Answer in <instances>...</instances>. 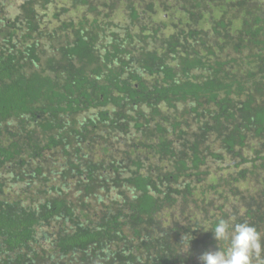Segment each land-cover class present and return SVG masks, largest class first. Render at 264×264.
<instances>
[{
  "label": "trees",
  "instance_id": "16d2710c",
  "mask_svg": "<svg viewBox=\"0 0 264 264\" xmlns=\"http://www.w3.org/2000/svg\"><path fill=\"white\" fill-rule=\"evenodd\" d=\"M220 219L264 238V0H0V264H201Z\"/></svg>",
  "mask_w": 264,
  "mask_h": 264
},
{
  "label": "clouds",
  "instance_id": "9594fccd",
  "mask_svg": "<svg viewBox=\"0 0 264 264\" xmlns=\"http://www.w3.org/2000/svg\"><path fill=\"white\" fill-rule=\"evenodd\" d=\"M211 230L219 249L202 253L201 264H264V238L254 226L247 222L231 225L220 219ZM191 240L190 236L187 251H190ZM223 242L228 244L226 249L222 247Z\"/></svg>",
  "mask_w": 264,
  "mask_h": 264
},
{
  "label": "bare ground",
  "instance_id": "6f19581e",
  "mask_svg": "<svg viewBox=\"0 0 264 264\" xmlns=\"http://www.w3.org/2000/svg\"><path fill=\"white\" fill-rule=\"evenodd\" d=\"M106 3V2H105ZM105 13V12H104ZM190 30V29H189ZM126 37V36H125ZM244 38V37H243ZM263 51V50H262ZM210 59V58H209ZM250 84V83H249ZM128 93V92H127ZM129 96V95H128ZM158 105V104H157ZM117 106V105H116ZM142 120V119H141ZM171 123V122H170ZM166 126V125H165ZM262 134V133H261ZM113 136V135H112ZM109 137V135H108ZM172 137V136H171ZM90 143V142H89ZM202 145V144H201ZM101 147V146H100ZM118 154V153H117ZM240 184V183H239ZM243 185V184H242ZM201 186V185H200ZM209 188V187H208ZM196 191V190H195ZM214 192V191H213ZM224 199V198H223ZM19 201V200H18ZM248 208V207H246ZM196 211V210H195ZM229 211V210H228ZM257 212V211H256ZM45 213V212H44ZM218 213V212H217ZM212 214V213H211ZM232 214V213H231ZM49 217V216H48ZM209 218V217H208ZM220 218V217H219ZM172 220V219H171ZM214 221V220H213ZM102 225V224H101ZM173 225V224H172ZM190 230V229H189ZM263 232V231H262ZM207 233V232H206ZM29 235V234H28ZM100 236V235H99ZM179 236V235H178ZM213 237V236H212ZM189 238V237H188ZM214 238V237H213ZM199 244V243H198ZM185 245V244H184ZM205 245V244H204ZM97 248V247H96ZM102 248V247H101ZM121 248V247H120ZM224 248V247H223ZM20 255V254H19ZM173 255V254H172ZM78 256V255H77ZM189 256V255H188ZM197 257V256H196ZM95 261V260H94ZM10 263V262H9ZM201 263V262H200ZM141 264V263H140ZM156 264V263H155Z\"/></svg>",
  "mask_w": 264,
  "mask_h": 264
}]
</instances>
